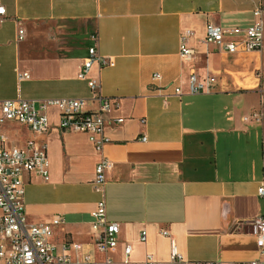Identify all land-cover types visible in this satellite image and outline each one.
<instances>
[{"label": "crops", "instance_id": "1", "mask_svg": "<svg viewBox=\"0 0 264 264\" xmlns=\"http://www.w3.org/2000/svg\"><path fill=\"white\" fill-rule=\"evenodd\" d=\"M0 100L84 98L99 110L88 80L79 78L91 36L114 66L94 63L87 75L110 101L108 141L97 151L85 132L63 130L56 107L50 129L35 133L9 122L0 126L8 147L45 145L50 178L23 175L29 223L61 216L55 251L96 263L208 264L264 258L253 220L264 213V48L228 52L205 41L208 23L247 28L264 0H0ZM25 30L19 39V30ZM194 55L181 58L182 36ZM227 38H230L229 36ZM192 71L217 78L210 92L189 93ZM162 75V92L153 75ZM180 87L183 94H175ZM124 119L119 123L118 119ZM143 137H146L143 140ZM107 215L120 223L118 246L96 245L93 212L102 194L93 187L103 158ZM146 231V239H141ZM78 243L79 249L72 244ZM173 243L181 258L173 259ZM132 246L125 263V248ZM66 246V248H64Z\"/></svg>", "mask_w": 264, "mask_h": 264}, {"label": "built area", "instance_id": "2", "mask_svg": "<svg viewBox=\"0 0 264 264\" xmlns=\"http://www.w3.org/2000/svg\"><path fill=\"white\" fill-rule=\"evenodd\" d=\"M6 12L0 3V15ZM255 20L247 28L234 27L226 29L214 23H208L206 27L205 41L217 46L219 50L228 52L238 51H261L264 48V6L259 5L254 9ZM25 30H19V39H24ZM189 33L182 36L181 58L188 61L194 55V49L186 43ZM230 38H227V37ZM93 45L89 49V57L86 59L79 78L88 80V84L100 101L99 110L86 112L84 107L87 103L84 98H57L46 99L38 104L34 100L2 99L0 100V126L9 123H19L27 126L35 133H46L50 129L48 109L56 107L60 113V127L63 130L85 132L89 135L95 149L102 151L108 141L105 136L106 114L110 110V101L102 97L97 91L99 83L88 77L87 73L94 63L101 67L114 66L112 57L102 55L98 49L99 36H91ZM153 90L161 94L165 99L169 96L162 92V75H153ZM216 76L208 75L201 78L197 72L192 71L189 75V93L197 94L210 92L213 89ZM175 94L181 95L180 87L175 88ZM264 113L255 110L243 117L245 122H262ZM120 118L117 121L123 122ZM146 137H143L145 140ZM7 136L0 130V264H96L89 255L73 261L65 251L58 253L52 242L56 227L63 222L61 216H56L50 222L29 223L26 220L24 195V173L36 172L45 180L50 178V159L45 145H38L30 141L26 148L8 147ZM113 163L103 157L95 167L93 187L102 194L93 212L94 220L92 227L97 233L96 245L102 251H111L118 246L120 223L112 221L107 215V201L105 198L106 173ZM258 193L264 197V181L261 183ZM254 234L262 253L264 254V213L253 220ZM141 239L145 241L146 231H143ZM79 249L78 243L72 244ZM66 248V246L64 247ZM132 250L131 245L125 248V263ZM173 259L181 256L178 254L176 245L173 243ZM113 259L107 256L98 264H111ZM148 264H165L155 261L152 255L147 257ZM208 264H224L221 262ZM225 264H264V258L250 261L228 262Z\"/></svg>", "mask_w": 264, "mask_h": 264}]
</instances>
